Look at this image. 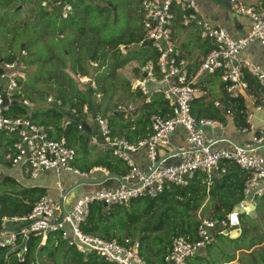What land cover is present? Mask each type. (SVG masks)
Returning a JSON list of instances; mask_svg holds the SVG:
<instances>
[{"label":"built area","instance_id":"built-area-1","mask_svg":"<svg viewBox=\"0 0 264 264\" xmlns=\"http://www.w3.org/2000/svg\"><path fill=\"white\" fill-rule=\"evenodd\" d=\"M76 0H55L61 18H67ZM140 8L143 41L148 42L155 56L145 60L138 68L137 77L130 82L133 90L140 92L142 101H150L152 93L161 94L166 100L169 113H152L149 118L150 132L135 141L128 140L123 134L111 131L107 117L93 116L87 104H82L80 112L69 108L62 126L70 124V116H77V128L93 122L95 132L89 143L97 147H107L112 154L125 162L128 169L121 174L118 183L111 187H100L79 195L69 207H65L66 191L60 180H55L57 198L48 193L38 196L28 212L0 217V247H6L17 262H22L29 249V241L35 239L43 244L48 234L57 237L67 246L82 254L96 255L117 264H147L139 254L137 239L123 237L121 240L104 239L85 233L81 224L88 214V205L92 201L104 204L105 212L116 204H125L133 198H153L164 188L166 183L187 185L195 173L202 175L206 184L220 170L222 160L235 163L245 173L242 198L233 205L224 218L200 217L195 230V238L187 239L182 235L172 237L166 248V264H188L203 247L207 246L216 233L226 234L233 226L231 218L240 211L249 217L255 215L257 201L264 197V129L255 127L252 112L264 110V70L256 63L241 56L240 52L250 42L258 41L264 47V0L246 3L243 0H229L230 9L236 14L249 18L250 29L243 36L233 39L222 26L199 17V6L195 0H137ZM48 6L45 0L40 2ZM192 25L201 40L210 42V47L199 58L197 67L192 70L189 60L173 37V25ZM25 50L20 49L13 58H0V134L10 138V145L4 149L3 159L11 167H18L22 180H29L39 173L60 171L74 173L81 178L94 176L96 173L107 174L104 166H93L86 171L73 166L76 150L64 136L53 137L52 124L33 122L30 113L36 107L35 100L26 95L23 88ZM91 66H96L91 62ZM217 73L222 89L229 98L243 96L249 109H246L244 125L240 131L250 134L242 145L229 148H215L216 139L207 136L203 127H222L221 122L211 117H195L190 105L198 97L209 99L208 90L195 81L201 73ZM251 75L258 84L259 91L252 92L246 80ZM144 74V76H142ZM80 83L91 80L87 75L78 76ZM94 87V82L91 81ZM47 104L56 108L61 101L50 91L46 95ZM214 107L221 102L212 99ZM22 108L27 113H19ZM130 104L118 103L116 109L126 118ZM229 110H226L228 113ZM79 116V117H78ZM185 131L184 144L177 147L179 161L166 163L158 158L159 147L168 145L169 136L176 126ZM144 148L149 165L139 168L133 161L132 154ZM223 171V168H221ZM17 181V179H15ZM253 214V215H252Z\"/></svg>","mask_w":264,"mask_h":264},{"label":"trees","instance_id":"trees-1","mask_svg":"<svg viewBox=\"0 0 264 264\" xmlns=\"http://www.w3.org/2000/svg\"><path fill=\"white\" fill-rule=\"evenodd\" d=\"M29 1L31 3L33 0ZM41 1L35 0L33 15L32 13L29 14V20L22 21L24 23L20 25L19 29H23L29 22L35 24V20H40V23L44 24L43 34L46 30L49 34L43 40L44 51L39 55L43 58L39 59V56L31 55L33 53L30 52L36 47L34 43H29L34 40H30L29 34H27L28 42L25 41L22 46L19 45V49H28V56H30L31 61H37L40 64L41 69L39 67L36 78L41 79L43 87L41 89L31 87L37 93L36 95L32 94L25 85L22 90L35 101L45 100L46 95L51 91L56 98L60 99L61 106L57 108L52 104H47L48 106L45 107L36 106L30 113V119L36 123L52 124L54 132L51 136H64L76 152L87 151L90 147L95 149L91 159L80 162L79 170L86 171L93 166L101 165L106 168V173L120 176L127 171V164L115 157L110 148L97 147L88 143L91 134L95 132L93 122H86L88 124L78 129L76 126L77 116H70L71 122L67 126H62V120L64 116L68 115L69 108L73 107L77 112H80L82 104L88 105L93 116L101 115L104 112L105 100L109 99L110 101L115 90L127 91L126 97L129 100L137 96L141 99L138 107L132 110L135 113L134 120L132 121L130 117L123 118V112L115 110L118 102L114 103L113 101L110 106L111 110L102 116L107 117L113 133L123 134L128 140L132 141L146 136L149 128L146 130L145 127L149 126L150 115L152 113L167 115L169 113L167 102L161 94L156 93L151 94L149 102H143L140 92L131 89L129 80L122 78L117 73V69L131 60H136L138 74L139 66L145 60L153 58L155 53L151 48L150 52L141 55L140 52L144 50L145 45L149 44L143 41L141 31L137 34L129 33L126 38H123V35L110 39L102 37L98 26L89 21L90 11L95 10L97 14H102L105 9L98 6L97 0H76L73 3V10L67 18L59 16L56 7L52 5L55 0H45L48 6H42ZM12 2L14 3L13 10L18 11L20 3L15 0H0V9ZM85 15H87V25H84L85 18L83 16ZM22 34L25 35V33ZM43 34L40 32V38L43 37ZM48 38L51 41H48ZM133 42L138 45V50L126 49L122 51L123 49L119 48L121 44L125 46ZM14 56L15 53H12L4 57L9 59ZM89 62L97 64L91 79L95 87H91L87 83H80L78 80V76L87 75L86 64ZM246 80L252 92L259 91L255 79L248 73ZM78 84L82 86L80 87ZM96 94H101V99H96ZM222 101L225 105H230L235 109L234 117H239L243 121L241 125H244L243 97L229 98L224 93ZM201 105L202 102L198 98L191 103L190 111L195 117L214 118L216 116V112H206L208 105ZM209 106L213 107V104L209 103ZM17 110L19 113H27L22 108ZM2 137L5 138L6 147H8L10 138L0 134V138ZM0 164L10 166L2 158L1 153ZM220 167L223 168V171L220 168L212 176L209 184L202 181L200 173H195L187 185L166 183L157 196L133 198L125 204L111 206L108 213L105 212L101 202L92 201L88 205L85 222L80 226L81 230L104 239L121 240L123 237L137 239L139 254L147 264H166L164 257L172 237L182 235L189 240L195 238L199 219L197 214L200 215L205 210H211L209 218H224L231 211L233 205L242 198V187L246 173L235 163L227 160H222ZM17 183L13 177L6 174L2 175L0 181V217L28 212L33 201L46 192L43 188L21 187L17 186ZM240 215L247 216L246 214ZM240 217L238 215L240 232L237 236L231 237L228 233H216L215 237L223 239L224 243L226 241L232 244L234 251L246 250L241 251L243 254L238 257V264H244L246 258L250 264H264V218H262V212L257 219L247 216L252 222L246 224H249L250 229H255L254 233L248 232L249 228L245 226ZM135 234L138 235L137 238H135ZM53 235L56 236V234H48L45 242L40 246L35 239L29 241V248L33 241L37 243L36 246H39L36 251L38 264H45L41 256L39 257L37 254L40 250L47 254V258H51L54 250H57L59 260H61L60 264H117L105 260L95 253L82 254L73 247L67 246L58 237L55 243ZM234 240L238 241L234 242ZM244 240L246 243L243 245ZM211 245L212 242L205 247ZM30 250L31 248L28 249L25 260L29 256ZM255 251L260 252L259 259L250 255ZM221 252L219 250L214 251V253L205 251L202 255H196L192 258L188 264H227L234 260V254ZM11 256L6 247H0V264H7V260ZM12 259L14 264L24 263L17 262L13 257Z\"/></svg>","mask_w":264,"mask_h":264},{"label":"rangeland","instance_id":"rangeland-1","mask_svg":"<svg viewBox=\"0 0 264 264\" xmlns=\"http://www.w3.org/2000/svg\"><path fill=\"white\" fill-rule=\"evenodd\" d=\"M15 1L17 3L18 2L20 3V5L18 7L19 8L18 11L13 10V4H14L13 2L10 5H7L6 7H2L0 9V58L4 57L6 55L12 54V53H15V55H16L18 52H20L19 45H21V43H24L25 41L28 40L27 34L30 35V40L34 39L33 41H30L29 43H34V45L36 47V49L35 50L33 49L30 53H33L31 55L37 57V56L41 55V53H43V51H44L43 46H45V45L43 44V40H45V38L49 34V32L46 30L43 34V25L44 24H41L40 20H35V22H36L35 24L29 22L23 29H19L20 25L22 23H24L22 21L29 20V18H30L29 14L32 13V15H33L34 8H35V6H34L35 0H33L31 3L29 0H15ZM17 3H15V4H17ZM97 3H98L99 7L105 8V9H104L102 14H97L95 10L90 11L89 21L98 26V28L100 29V33L102 34V37L110 39V38H113L116 36L123 35V38H126L127 34H129V33L137 34L140 31L142 32L141 23H140V20H141L140 8H139V4H138L137 0H97ZM83 18H85L84 19V25H87V15L83 16ZM173 27H174V30L176 32L175 39L179 43L187 40L188 39V33L190 31L194 30L192 25H189L187 27H182L179 24H175ZM47 29L49 30V28H47ZM20 31H21V34H20ZM33 31H34V34H33ZM40 32H42V34H43L42 38H40V35H39ZM22 33H25V35ZM190 36L195 38L192 35V33H190ZM49 40L50 39L48 38V41ZM119 48L121 50L123 49L122 51H124L126 49L138 50L139 47L136 43L133 42V43H131L129 45H125V46L123 44H121ZM150 51H151V46L148 44V45H145L144 50L141 51L140 53H141V55H144ZM25 52L26 53L24 55V58L22 57V59L24 61V65H25L23 86L25 85L27 87V89L32 92V94L36 95L37 93L35 91H33V89L31 87H38L40 89L43 87V83H42L41 79L38 80L36 78L40 64L37 61H35V62L31 61L30 56H28V54H29L28 49H26ZM41 58H43V56H39V59H41ZM89 64L91 65V62H89ZM137 65H138V63L136 60H131L128 63H126L125 65L118 68L117 73L122 78H126L129 80V82H131V80L133 78L137 77V71H136ZM92 67H93V70L95 72V68L97 67V64H96V66H92ZM40 69H41V67H40ZM69 73H71V72H69ZM91 81L92 80H89L86 83L91 86ZM210 85H211V87L214 86L216 88V91L218 94L221 93V90L218 86L219 82H218L217 77L214 78L212 84H210ZM78 86L81 87L82 85L78 84ZM126 94H127V91L120 92L119 90H115L113 98H111L110 101H109V99L105 100V105L103 108L104 112L101 115H105L107 112H109L111 110L110 106L112 105L113 102L114 103H117V102L121 103L122 102L126 105L130 104L132 107L130 110H128V112H126L127 117L131 118V116H135V113L132 110L136 109L138 107V105L141 103V99H140V97L137 96L134 99L129 100L128 97H126ZM101 97H102L101 94L95 95L96 99H101ZM35 102H36V106H40V107L48 106L46 100H44V99L41 101L36 100ZM261 116H263V113L257 114V112H252V122H253L255 127L263 126V128H264V123L261 120H259V117L264 118ZM123 118H125V117L123 116ZM135 140H132V141H135ZM88 143H89V141H88ZM5 147H6L5 138L2 137V138H0V153L2 154V158H3ZM91 148H93V147H90L87 151L85 150L82 152H76L75 158H77V160L74 159V161L72 163L74 167L80 169V166H81L80 162H86L89 159H91L92 156H94L95 149H91ZM13 171L14 170L11 166L7 167V166H2V164H0V181H1L2 175L6 174V173H11ZM20 185H21L20 182H18L17 186H20ZM71 186H72V184L67 186V187H64V191H66V200H65V207L66 208L69 207L70 203L78 197V193L81 190L80 187H78V186H75L73 188H71ZM263 199L264 198H261L260 200L257 201L256 207H255L256 217L260 216V214L262 212V218H264V201H263ZM210 214H211V210H205L203 214L200 213V215L197 214V216H198V218L209 217ZM239 216H241L240 219L242 222L244 221L243 223L245 224V226H247L249 228V224L252 221H250V219L247 218V216H243V215H239ZM246 223H249V224H246ZM248 232L254 233L255 229L249 228ZM228 233L231 234V236H234V234H235L233 231L230 232L229 230H228ZM137 236L138 235L135 234V238H137ZM237 241L238 240H234V242H237ZM211 242H212V245L208 246V247H203L199 251L200 254H203L205 251L214 253V251H216V250H219L222 252H228L230 254H234L235 255L234 260L231 262H228L227 264H238L239 263L238 257L243 254L241 251H246L245 249H238V250L234 251L232 249V247H233L232 244H229L226 241H225V243H226L225 244L223 242V239H219V238L215 237V234L213 235V239ZM245 243H246V241L244 240L242 242V244L244 245ZM36 244L37 243L35 241L31 242L30 254H29V256H27L26 260L24 259V261H22V262H24L23 264H38L36 261V251L38 250V247L41 244H39V246H36ZM42 251L40 250L37 254L39 257L41 256V259L45 264H60L61 260H59L60 257H59V252L57 250H54V253H53L51 258H47V254L45 252H42ZM250 255L252 257H255L256 259H259L260 252L255 251ZM246 259H245L244 264H250L249 262L246 261ZM7 262H8L7 264H14V260L12 259V257H9ZM222 264H224V263H222ZM259 264H261V263H259Z\"/></svg>","mask_w":264,"mask_h":264},{"label":"crops","instance_id":"crops-1","mask_svg":"<svg viewBox=\"0 0 264 264\" xmlns=\"http://www.w3.org/2000/svg\"><path fill=\"white\" fill-rule=\"evenodd\" d=\"M195 1L199 6V17L204 20H208L214 24H218L222 26L223 28H225V30L233 39H237L249 31L250 29L249 18L245 15L236 14L232 12L230 9L229 0H195ZM243 1L248 4V3L262 2L263 0H243ZM175 24H179V23L176 21L174 25ZM193 29L194 30L188 33V39L179 43L175 39L176 32L173 27V37L176 43L178 44V46L180 47L183 56H185L189 60L190 62L189 65L192 70H194V68L197 67L198 60L208 49V45L210 46V42L198 38L197 30L194 26ZM190 33H192V35L195 38L191 37ZM240 54L241 56L250 60L252 63L259 64L264 70V47L258 41L250 42L247 46L244 47V49L241 50ZM216 77L218 78V82H219L218 86L221 90L220 94L217 93L216 88L214 86L211 87L210 85L212 84L214 78ZM195 81L198 84L205 87L208 90V94H209V99H206L204 97H198V100L202 102L201 106L208 105L207 107L208 109L206 110V112L207 113L216 112V116L214 118L218 119L222 124V127H218V126L203 127V130L207 136H213L216 139L215 143L213 144V147L229 148L233 145L244 144L249 139L250 134L240 131L239 127L241 126V124H243V121H241L239 117H234L235 109L233 107H231L230 105L229 106L225 105V103H223L222 100H223L224 92L218 74L204 72L201 73L198 77H196ZM212 99H218L221 102V105L218 108L214 106L210 107L209 103L212 104ZM243 100H244L243 112L245 116L246 109L247 108L249 109L250 107L249 104L246 103V99L244 97ZM226 110H229V112L226 113ZM256 112L257 114L263 113V116L261 117H264V110L256 111ZM134 118L135 116H131L132 121L134 120ZM259 120H261L264 123V118L259 117ZM261 127L263 128V126ZM145 128L147 130L149 126L148 127L146 126ZM149 132H150V128H149ZM137 139L140 138H136V140ZM184 141H185V131L182 126L178 125L171 132L169 136L168 145L158 148L157 150L158 157L168 155L170 152H172V150H176L178 146L184 144ZM263 151H264L263 148H259L256 150L257 153H263ZM132 158L135 164L141 169H146L147 166L149 165V160L146 158L144 148H140L136 152H134L132 154ZM179 159H180L179 155L177 153H174L164 158V161L170 164V163L178 162ZM12 168L14 171L11 173H6V175H9L14 179H17V182H20L21 187L24 186V187L43 188L45 189L46 193L50 194L54 198H57L59 196L58 191L54 188L55 180L57 179L60 180L61 183L63 184V187H67L71 184L73 185V183H76L77 181L82 179L80 176L71 172L60 171L59 174H55L53 171L50 170L39 173L36 177L30 178L29 180H22L21 178L22 174L20 169L18 167H12ZM104 175L105 174L96 173L94 174V176L91 177L102 178ZM117 183H118V179L109 178L102 184H96V183L80 184L77 185L81 189L80 192L78 193V196L83 193H88L100 187L115 186L117 185ZM249 218L257 219L256 212H255V216ZM233 232L235 233L234 236H237L240 230ZM196 255H202V254L198 252Z\"/></svg>","mask_w":264,"mask_h":264},{"label":"water","instance_id":"water-1","mask_svg":"<svg viewBox=\"0 0 264 264\" xmlns=\"http://www.w3.org/2000/svg\"><path fill=\"white\" fill-rule=\"evenodd\" d=\"M21 46H22V43H21ZM86 66H87V76H88L89 79H92L93 78V74H94L93 67L89 63H87ZM142 76H144V74H142ZM177 152H178L177 149L176 150H172V152H170L168 155H172V154L177 153ZM168 155H165V156H162V157H158L157 160H156V162L154 163V166L153 167L157 166L158 163L161 160H163L164 158H166ZM109 178L119 179V176H117L116 174H113V173H107L102 178H93V177L82 178L81 180H79L76 183H74L71 186V188H73V187H75L77 185H80V184H84V183L102 184V183H104ZM102 205L104 206V204H102ZM234 205L237 206L238 204L236 203ZM240 214H243V211H240L237 215H233L232 216L231 222H232L233 226L229 230L230 232H232V231H239L240 230V227H239V219H238V215H240ZM227 233H228V231H227ZM229 236H231V234H229Z\"/></svg>","mask_w":264,"mask_h":264}]
</instances>
